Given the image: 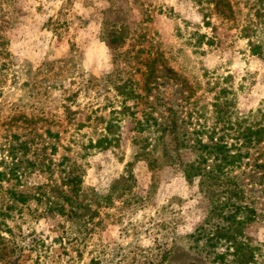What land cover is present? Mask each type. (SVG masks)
Returning a JSON list of instances; mask_svg holds the SVG:
<instances>
[{
	"label": "rangeland",
	"instance_id": "1",
	"mask_svg": "<svg viewBox=\"0 0 264 264\" xmlns=\"http://www.w3.org/2000/svg\"><path fill=\"white\" fill-rule=\"evenodd\" d=\"M199 171L264 264V0H0V264H239L192 240Z\"/></svg>",
	"mask_w": 264,
	"mask_h": 264
},
{
	"label": "trees",
	"instance_id": "2",
	"mask_svg": "<svg viewBox=\"0 0 264 264\" xmlns=\"http://www.w3.org/2000/svg\"><path fill=\"white\" fill-rule=\"evenodd\" d=\"M116 37L112 36L110 40H108V45L112 46L116 42ZM263 129L261 128H248V145L258 144L262 140ZM103 140H107V137H104ZM76 162L73 161L69 163L68 168H64L62 171L63 182L62 185L69 186L70 190L77 194L80 188L81 176L76 169ZM2 177L3 172H0ZM188 180H191V177H197L198 186L201 190L204 191L208 199L211 201L210 207L208 209V213L201 225H199L195 231L191 234L192 240L196 242V247H209L208 251L210 253H216L214 248L218 246V244L224 240V242H228L230 247L233 248L232 254L234 255V260L238 261L239 264H255V250L256 247L252 246L248 240V243L241 240V225L243 224V220L240 217H237L238 211L243 209V206L236 204L231 201L230 198L232 196H238L239 191L236 186L229 187L225 190H217L218 184L213 178V174L211 172H197L194 175H187ZM131 179V175L121 176L118 180H116L112 185V192H115L119 184L125 185ZM54 190L57 192L56 201L52 202L53 206L50 207L51 210H55L57 215L66 216L71 219L76 213V209L74 208V204L70 197H68L63 190H60L57 185L53 186ZM221 191L228 193L227 200L224 202L223 207L226 208V212L224 214L216 213L217 204H213L215 197L217 198L218 194ZM99 196L98 194H96ZM102 197V196H101ZM111 197V194L108 196L102 197L105 202ZM86 211H89L91 214L88 220H92L94 216L97 215V210H91L89 206H83ZM247 208V207H245ZM92 212H91V211ZM254 210L248 208V222L252 221L254 217L252 216ZM214 215H219L221 217L220 220H214ZM218 217V216H217ZM225 222V223H221ZM9 232L7 229L5 232ZM202 241V243H200ZM224 254H219L218 258H223ZM215 259V257H214Z\"/></svg>",
	"mask_w": 264,
	"mask_h": 264
}]
</instances>
